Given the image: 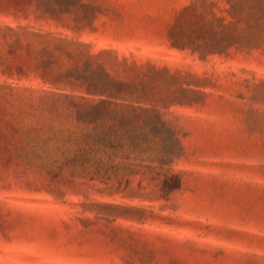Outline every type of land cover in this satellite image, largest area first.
<instances>
[{"label": "rangeland", "instance_id": "1", "mask_svg": "<svg viewBox=\"0 0 264 264\" xmlns=\"http://www.w3.org/2000/svg\"><path fill=\"white\" fill-rule=\"evenodd\" d=\"M234 1L264 16V0H0V25L30 31L0 36V264H264V31L223 49ZM88 62L174 96L158 103L183 148L160 169L183 181L168 198L72 160L95 126L71 103L97 97L55 80Z\"/></svg>", "mask_w": 264, "mask_h": 264}, {"label": "trees", "instance_id": "2", "mask_svg": "<svg viewBox=\"0 0 264 264\" xmlns=\"http://www.w3.org/2000/svg\"><path fill=\"white\" fill-rule=\"evenodd\" d=\"M254 6V4H252ZM232 15L235 16L236 25L230 37L225 38L221 34L224 44L222 48L242 42L251 44V38L256 39V33L264 31V16L259 15L251 7L245 13L243 4L234 1L231 4ZM21 11V10H17ZM245 11V12H244ZM1 15H8L7 10L0 9ZM12 15H16L15 13ZM239 22H245V26H237ZM224 28H221V30ZM30 31L23 32L29 33ZM22 31L11 25H0V36H12L18 43ZM259 36L257 39H259ZM66 41V39H62ZM82 45L83 43L79 42ZM256 44V40H254ZM206 45H211L208 43ZM198 46V45H197ZM29 53L30 45L26 46ZM16 49L10 48L9 54L15 55ZM73 51L70 55H73ZM86 69L81 73L71 69L62 79H56V83H65L70 87H81L88 96H96L93 103L75 104L71 106L77 111V118L81 122L93 124L95 127L85 134L83 143L86 149L76 154L72 160L92 167L90 179L109 182L116 180L128 186L132 183L141 184L145 179H157L160 181V196L168 198L170 194L179 189L183 183L178 172L161 173L160 169L172 164L183 153V148L177 132L162 118L161 106L163 100L174 98L165 96L159 86H155L144 79V74L135 80H123L112 76L102 65L88 62ZM29 68V67H28ZM162 70L157 69L159 74ZM7 75H25L28 70L8 69ZM167 97V98H166ZM88 99L87 97H81ZM153 152L151 162H157L158 167L150 163H138L142 161L144 154ZM145 161V160H144ZM143 168V169H142ZM130 212H144V209L130 207ZM159 235L171 236L168 232L154 231ZM178 239L182 244L183 240Z\"/></svg>", "mask_w": 264, "mask_h": 264}]
</instances>
